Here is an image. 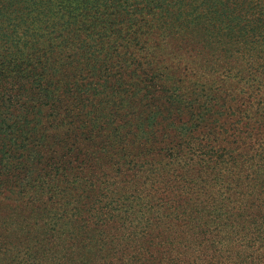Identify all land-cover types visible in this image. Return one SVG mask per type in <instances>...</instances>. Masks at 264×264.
<instances>
[{
    "label": "rangeland",
    "instance_id": "1",
    "mask_svg": "<svg viewBox=\"0 0 264 264\" xmlns=\"http://www.w3.org/2000/svg\"><path fill=\"white\" fill-rule=\"evenodd\" d=\"M61 16L0 40V264H264V60Z\"/></svg>",
    "mask_w": 264,
    "mask_h": 264
},
{
    "label": "trees",
    "instance_id": "2",
    "mask_svg": "<svg viewBox=\"0 0 264 264\" xmlns=\"http://www.w3.org/2000/svg\"><path fill=\"white\" fill-rule=\"evenodd\" d=\"M68 12L72 18L66 20V26L75 23V16L82 17L76 21L78 26L73 25L75 29L80 27V33L99 25L100 29L117 34L125 26L135 43L144 29H154L178 40L200 43L215 53L245 61L264 60V0H0V40L12 20L19 19L23 25L19 29L27 34L44 24H57L59 18L64 19L61 15ZM17 53H4L9 66L16 63ZM3 79L0 70V82ZM114 86L118 89L122 85ZM134 90L135 85L131 92ZM134 97L128 100L130 109L124 108V112L118 111L123 108L120 102L111 106L115 125L123 126L122 129L111 126L108 130L116 141L135 139V128L131 127L135 119ZM38 155L32 151L26 157L34 161Z\"/></svg>",
    "mask_w": 264,
    "mask_h": 264
}]
</instances>
